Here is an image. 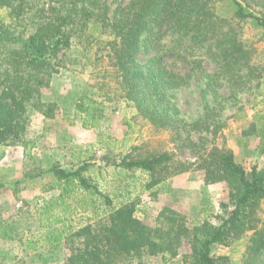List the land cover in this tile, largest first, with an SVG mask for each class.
Segmentation results:
<instances>
[{
    "label": "trees",
    "instance_id": "trees-1",
    "mask_svg": "<svg viewBox=\"0 0 264 264\" xmlns=\"http://www.w3.org/2000/svg\"><path fill=\"white\" fill-rule=\"evenodd\" d=\"M221 3L231 6L234 19L254 18L264 28V15L248 9L246 0H0L5 11L0 14L1 146L26 143L29 105L46 118L54 116L57 104L41 100L43 91L66 66L68 52L77 49L83 64L93 67L94 82L76 103L84 125L95 126L107 102L123 100L153 128L167 132L172 143L189 147L196 156L182 160L171 149L135 153L138 147L120 161L106 158V166L138 171L146 177L139 193L152 196L170 178L192 171L202 172L205 184L225 182L229 189V205L224 206L230 209L219 224L204 219L190 225L185 215L165 206L150 225L136 215L139 193L115 204L116 194L105 193L86 175L89 161L74 169L52 165L47 171L53 178L45 191L59 193L36 209L37 231L15 234L16 227L0 226V238H19L20 257L47 242L63 241L69 253L63 264H144L151 256H161L166 264L180 255L187 240L191 251L183 256L184 264H234L229 256H214L212 248L245 240L238 263L264 264V169L254 165L248 170L225 143L207 146L192 140V132L212 130L208 122L186 120L174 101L178 92L191 87L193 73L173 71L163 56L138 60L141 51L168 32L190 34L192 44L213 45L223 79L238 88L252 55L236 29L225 25ZM202 64L193 60L195 67ZM36 175L29 172L26 177ZM79 210L91 211L93 217L75 226L72 217ZM15 259L11 251L0 249V264Z\"/></svg>",
    "mask_w": 264,
    "mask_h": 264
},
{
    "label": "rangeland",
    "instance_id": "rangeland-1",
    "mask_svg": "<svg viewBox=\"0 0 264 264\" xmlns=\"http://www.w3.org/2000/svg\"><path fill=\"white\" fill-rule=\"evenodd\" d=\"M245 4L256 15H264V0H246ZM218 6L227 19L225 25L236 29L252 55L251 67L243 70L244 83L238 88L231 87L223 79L213 45L210 42L192 44L190 34L168 32L149 50L141 51L138 60L145 63L154 55L163 56L165 64L173 71L193 73L191 87L178 92L174 101L186 120L208 122L212 130L192 132V140L205 142L207 146L212 142L225 143L237 153L238 162L248 170L254 165L264 169V135L261 133L264 124V28L254 18L234 19L229 4ZM4 12L0 9V14ZM77 53V49L68 52L66 66L55 76L52 86L43 91L41 100L57 104L54 116L45 118L29 105L26 143L0 145V226L5 223L16 227L15 234L24 232L28 235L30 229L36 232V209L45 199L59 193L58 190L45 191L53 178L47 171L52 165L74 169L84 160L89 161L90 170L86 175L105 193L113 197L116 194L115 204L118 205L127 198L136 197L146 177L138 171L106 166V158L120 161L125 153L138 147L135 153L171 149L179 159L192 161L196 158L189 147L176 146L167 132L153 128L123 100L107 102L96 125H84L85 116L76 111V103L88 84L94 82L91 77L93 67L83 64L84 59L77 57ZM195 59L202 61L201 68L193 65ZM216 127L219 129L214 132ZM245 130L252 132L246 135ZM29 172L39 174L27 178ZM23 178L15 188L12 183ZM158 189L154 196L149 191L139 193L141 202L136 215L150 225L156 224V218L165 206L185 215L190 225L204 219L219 224L230 209L224 206L229 205L227 184H205L200 171L170 178ZM92 217L91 211L79 210L73 214L72 223L78 226ZM18 239L0 238V249L16 256L11 264H63L69 255L62 241L47 242L36 252L20 257ZM244 243L245 240L231 246L216 244L212 254L229 256L234 264H239ZM190 251L189 242L184 240L180 255L166 264H184L183 256ZM144 264L165 263L161 256H151L145 258Z\"/></svg>",
    "mask_w": 264,
    "mask_h": 264
},
{
    "label": "crops",
    "instance_id": "crops-1",
    "mask_svg": "<svg viewBox=\"0 0 264 264\" xmlns=\"http://www.w3.org/2000/svg\"><path fill=\"white\" fill-rule=\"evenodd\" d=\"M38 112V111H37ZM40 113V112H39ZM42 114V113H41ZM43 115V114H42ZM44 116V115H43ZM45 117V116H44ZM46 118V117H45ZM245 149L246 150H248V148L247 147H245ZM235 155H236V158L238 159V156H237V153L235 152ZM182 175H186V173H183V174H180V175H177V176H174V177H172V178H177V177H180V176H182ZM171 178V179H172Z\"/></svg>",
    "mask_w": 264,
    "mask_h": 264
}]
</instances>
